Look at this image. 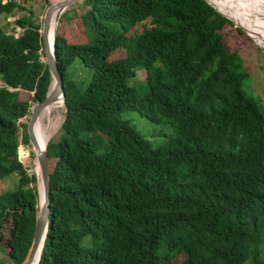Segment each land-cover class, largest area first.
<instances>
[{
	"label": "trees",
	"instance_id": "obj_1",
	"mask_svg": "<svg viewBox=\"0 0 264 264\" xmlns=\"http://www.w3.org/2000/svg\"><path fill=\"white\" fill-rule=\"evenodd\" d=\"M81 7L60 17L82 31L54 40L65 111L46 148L37 264H264V114L243 91L240 54L223 46L233 22L206 0ZM17 9L0 0L3 21ZM15 24L18 36L0 26V180L17 177L0 192V264H23L31 246L38 175L18 158L20 119L52 82L39 20L30 9ZM75 60L89 71L80 80L67 71ZM137 70L142 89L128 84ZM132 112L172 131L153 147L123 118Z\"/></svg>",
	"mask_w": 264,
	"mask_h": 264
},
{
	"label": "rangeland",
	"instance_id": "obj_2",
	"mask_svg": "<svg viewBox=\"0 0 264 264\" xmlns=\"http://www.w3.org/2000/svg\"><path fill=\"white\" fill-rule=\"evenodd\" d=\"M17 1L21 2L22 5L26 7V10L17 9L11 16H7L5 21H3L2 18H0V26H2V28L7 33H14V35H19L20 32L22 31V29L15 24V20L17 18L21 17L23 14H28V10L31 9L34 16L39 20L42 26L45 11L48 8V6L53 3L52 0H17ZM210 1L216 4L214 0H210ZM251 1H255V4L260 3L264 5L261 0H251ZM3 2H6V0H3ZM82 3L83 0H80L72 4L66 10L68 12V16H70L73 11L79 10L80 7L82 6ZM217 7L223 13L227 15H232L231 12L227 10H223L220 5ZM81 9L85 10L86 7H81ZM69 18H71V16ZM73 20H77V18H74ZM231 21L233 22V25L223 29V37H222L223 46L227 50L237 51L240 54L243 63V69L245 70V73H247V77L244 78L242 82L243 91L247 96H250L257 101L262 113L264 114V48L258 45L254 41V39L248 36L243 28H240L243 34L237 33L235 28L238 26L233 20ZM72 22L74 21L70 22L66 18L60 17L58 22L59 27L56 34L62 35L69 40H71L74 37L76 38V35L71 34L69 28L72 31L74 30L75 33H79L80 31H82L81 30L82 27L79 20L74 23ZM243 23L245 24V22ZM245 25L253 34H255L258 37L257 38L258 40L264 42V37L259 36V34L264 36V33L261 30L259 31L258 28L249 25V23ZM42 60H45V57L42 58ZM67 71L73 73L76 80H80L81 78L85 77L86 74L89 72L88 69L84 67L77 60H75L73 64L68 67ZM1 84L2 82L0 81V85ZM128 84L134 86L136 89H142L145 84V72L143 70H137L136 76L134 78H131ZM29 94L31 93L22 91L21 98L27 99ZM64 111L65 109L64 106L62 105L60 108L57 109V112L54 113L55 115L56 114L57 115L56 116L54 114L52 115V121L55 122V128H56V131L54 132L53 135L56 134L63 121ZM29 115H30V110L26 116L20 119V122L26 124ZM123 118L129 120L130 123H132V125L135 126L137 131L140 132L145 137V139L150 141L153 147L160 144L163 141L165 134H169L172 131L171 128L167 125L157 126L151 124L149 121H147L145 118L141 117L137 113L132 112V113L124 114ZM48 126H49V122L47 120L46 123L44 124L43 130H46ZM17 150H18V158L26 167L27 171L29 173L37 174L36 172L37 160L33 152L32 145L29 144V142L28 144H20ZM53 163L54 160L49 161V170L52 169ZM16 181H17V177L14 175L0 180V192L8 188H13ZM3 253H4L3 250L0 249V256H2Z\"/></svg>",
	"mask_w": 264,
	"mask_h": 264
},
{
	"label": "water",
	"instance_id": "obj_3",
	"mask_svg": "<svg viewBox=\"0 0 264 264\" xmlns=\"http://www.w3.org/2000/svg\"><path fill=\"white\" fill-rule=\"evenodd\" d=\"M74 1L75 0H63L60 2H56L54 4H50L46 9L43 17L41 38L44 48V55H45L44 57L52 78V82L45 98L41 102H37L30 107V115L26 123L28 142L33 147V152L35 154L38 163V173H39V178L41 180L42 195L39 193V188L37 185L38 210H37L36 228L31 242V246L29 248L27 257L23 264H32V261L36 257V255H37L36 264L38 263L41 250L43 247V242L48 230L49 213H50L49 159L46 151L47 144L45 145L44 149H41L39 147L34 134V125L40 111L43 108H45L47 105L55 102L57 99H61L64 106L63 78L57 66L56 57H55V45H54L55 36L53 37L51 45H49L48 34L50 30V24L53 13H57L55 18V23H57L62 13L65 12L73 4ZM206 1L210 4L208 0ZM220 13L226 16L228 19L233 20L232 18L223 14L222 12ZM237 26L238 28H242L240 25Z\"/></svg>",
	"mask_w": 264,
	"mask_h": 264
},
{
	"label": "bare ground",
	"instance_id": "obj_4",
	"mask_svg": "<svg viewBox=\"0 0 264 264\" xmlns=\"http://www.w3.org/2000/svg\"><path fill=\"white\" fill-rule=\"evenodd\" d=\"M60 1H63V0H52L53 2L52 4L56 2H60ZM78 1L80 0H75L73 4ZM208 1L214 7L220 5L223 10H227L231 12L232 15H227L223 13L218 7H216L220 12L229 16L236 22L240 23L255 41L264 45V42L258 40L257 39L258 37L255 34H253L248 29V27H246L245 25L249 23V25L258 28L259 31L261 30L264 33V5L257 3V2H256L257 4H255V1H251V0L250 1L245 0V2L244 0H214L216 4L210 0ZM261 1L264 4V0H261ZM56 14L57 13H53L52 19H51L50 30L48 34L49 45H51L53 37L56 35L57 28H58V22L55 23ZM243 22H245V24ZM259 36L264 37L263 35H260V34ZM62 105H63L62 100L57 99L55 102L43 108L38 115V118L34 125V134H35L37 144L39 145L41 149L45 148V145L47 144L48 140L52 137V135L56 131L55 122L52 121V115L55 112H57V109L60 108ZM47 120L49 122V126L46 130H43L44 124L46 123ZM36 172L38 175L37 183H38L39 193L42 195V186H41V180L39 178L37 162H36ZM36 261H37V255L33 259L32 264H36Z\"/></svg>",
	"mask_w": 264,
	"mask_h": 264
},
{
	"label": "built area",
	"instance_id": "obj_5",
	"mask_svg": "<svg viewBox=\"0 0 264 264\" xmlns=\"http://www.w3.org/2000/svg\"><path fill=\"white\" fill-rule=\"evenodd\" d=\"M15 36H18V35H15Z\"/></svg>",
	"mask_w": 264,
	"mask_h": 264
}]
</instances>
